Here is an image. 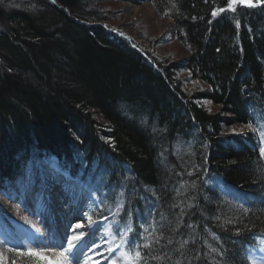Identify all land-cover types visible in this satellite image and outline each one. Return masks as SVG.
<instances>
[{
	"label": "trees",
	"instance_id": "16d2710c",
	"mask_svg": "<svg viewBox=\"0 0 264 264\" xmlns=\"http://www.w3.org/2000/svg\"><path fill=\"white\" fill-rule=\"evenodd\" d=\"M123 1L150 2L171 18L187 55L159 60L81 0L0 2V194L14 198L26 174L54 155L99 193L123 185L130 240L150 210L172 219L180 210L170 205L187 199L194 207L184 224L199 237L189 247L201 257L193 264H213L204 240L227 250V264H251L264 247V160L253 131L226 129L264 117V0L215 17L228 0ZM182 184L189 187L178 197ZM0 220L17 232L1 211ZM190 231L180 229L185 238Z\"/></svg>",
	"mask_w": 264,
	"mask_h": 264
},
{
	"label": "snow or ice",
	"instance_id": "6c2138e0",
	"mask_svg": "<svg viewBox=\"0 0 264 264\" xmlns=\"http://www.w3.org/2000/svg\"><path fill=\"white\" fill-rule=\"evenodd\" d=\"M55 2V0H53ZM262 0H257V3H253V0H228V3L225 8H219L214 10L211 14L215 17L218 12H224L230 10L236 12L237 5H245L249 8H254ZM176 5L173 4V7ZM237 27L239 23L237 22ZM210 111V109H209ZM255 123V127L253 124ZM246 127L253 131L258 137V152L259 158L264 160V117H250L249 123L246 124ZM235 132V130H233ZM177 153H179V146H177ZM163 155V153H162ZM192 175V173H188ZM57 175H62L58 173ZM31 185L28 184L25 186V191L27 192L30 189ZM187 185L182 184L178 189H176V195L184 196L188 190ZM190 187L195 188V183ZM89 192L92 191L91 188L88 189ZM224 191V189H221ZM132 193H129L131 196ZM38 196L43 199L42 194ZM159 196L156 197L159 200ZM111 199L112 203L108 204L107 201ZM94 203L103 204L104 208L101 212L97 213L96 208L91 209L92 214L84 213L87 216V222L89 228L91 229L94 225L97 224V220L93 218L94 215H99L103 220L108 221L107 224L102 225L101 228H97L96 232L100 233V243H94L92 246H81L78 249L77 253L73 252V249L77 248V245L80 244V241L83 239L84 233L80 232L77 234V229L83 227L82 224H76L72 227V236L70 239H67V247H64L63 244L59 245L60 251L57 253L59 259L57 264H88L92 259V256L89 255L90 250L101 247L105 242L108 243V247L105 251L108 253L110 260L109 264H117L119 261L120 264H148L150 261H155L157 264H193L194 261L199 260L200 254L199 250L194 247L190 248L189 245H195L198 237L197 226L194 224H184L183 217L187 214V209L194 207L192 203H188L187 199L177 201L170 205L172 209H179L178 213H172V219H169L165 213L160 212L159 218H156V215L150 210L149 211V221H147V226L140 224L139 227L143 230L137 232L135 237L131 240L129 239V234L134 231L133 222H132V212L131 210L125 211V189L123 185L120 190L114 193L112 196L109 194H104L102 198L94 200ZM241 208L245 214L250 212L249 208H244L241 205ZM25 211H29L27 207ZM16 213L23 220L24 224L29 225V227L34 231L36 236L43 238L42 228L33 222L29 216L36 215V213L30 212L29 215H20V207L17 205ZM219 219V217H217ZM226 224H232L233 220H225ZM186 227L191 229L187 234V237H184L183 233H180V229ZM240 229L237 230V235H239ZM95 232L93 237H95ZM212 239L216 240L219 244V239L215 235H212ZM264 242V241H258ZM204 244L208 248L206 256L213 257V264H227L224 261V256L226 254V249L222 245L220 247H213L212 244H209L207 240H204ZM0 247L7 249L9 253H15L17 257L30 258L31 264H43L46 259L45 253L48 251H55V249L50 244L38 243L36 245L30 244H13L7 236L0 238ZM141 249H147V253L142 254ZM264 253V247L259 249ZM115 252L116 255L112 256V253ZM100 255L101 253H97ZM260 264H264V255L258 258ZM4 256L0 252V264H3ZM11 264H17L15 259L12 260ZM95 264H99V261H96ZM251 264H255V259L251 261Z\"/></svg>",
	"mask_w": 264,
	"mask_h": 264
},
{
	"label": "rangeland",
	"instance_id": "374dc122",
	"mask_svg": "<svg viewBox=\"0 0 264 264\" xmlns=\"http://www.w3.org/2000/svg\"><path fill=\"white\" fill-rule=\"evenodd\" d=\"M0 2L4 4L6 9H20L36 6V4L32 2V0H0ZM81 3L88 7L87 10H92L94 13H96L97 18H99V22L102 21L103 23L109 24L115 30H117L118 33L127 36L141 49H144L152 56L158 58L163 62L166 59H181L187 55L186 49L176 38V30L173 20L171 18H164L159 15L150 2L144 1L140 4H133L131 2L123 0H81ZM55 76L56 78H54L56 80L58 75L55 74ZM182 77L183 79H190L191 76L190 74L185 73L182 74ZM194 85L197 86L198 84L191 81H188L185 84L187 88L193 87ZM203 87V85H200V88ZM233 130H235V132ZM247 130L250 129H244L237 126L226 129V133H244ZM49 163L46 164L45 162H39L38 170L35 174L36 177L31 175L30 172L26 174V179L23 185H31L30 189L27 192L25 191V189L23 191L14 189L16 195L14 198H11V196L7 197L0 194V211L9 216L10 219L14 220L16 222L15 224L18 227L17 232L12 229H8L9 227L0 220V238L7 236L13 244L24 243L34 246L38 243H44L50 244L52 247L55 246L54 244L56 243L53 242V238L52 236H50V232L46 226L45 219L38 217L37 208L35 206L40 200L38 194H42V196L44 194L40 190V185H53L56 181L53 180L55 178V175L52 171V165L56 166L54 164L55 162H52L50 160ZM74 182L77 185V182ZM90 198L92 200L91 205H95L96 203H94L93 201L98 200L97 195L95 193H92ZM17 205H19L20 207L21 216L29 215L30 212L36 213V215H30L29 218L42 228L44 234L43 238L36 236L29 225L24 224L23 220L16 213ZM26 207L29 210L27 212L25 211ZM90 212L91 211L89 206V209H87L85 213L89 214ZM84 217L87 216L84 215ZM107 223L108 221H97V224L93 226V233H96L95 237H93L95 241L100 242V233L96 232V229L101 228L102 230V225H105ZM101 247V253L108 254L105 251V249L108 247V243H103ZM0 252H2L4 256L3 264H11L13 259L17 261V264H28V262L31 261L30 258L17 257L15 253H9L4 247H0ZM115 255L116 253L113 252L112 256ZM262 255H264V253L252 256L251 261L255 259V264H260L258 258ZM45 256L46 259L43 264H57V259L54 251L46 252ZM94 257H99V255L95 256L94 254ZM103 260L106 261L105 264H109V255L105 256L104 258L99 257L96 261ZM117 264H120V262L118 261Z\"/></svg>",
	"mask_w": 264,
	"mask_h": 264
},
{
	"label": "bare ground",
	"instance_id": "6f19581e",
	"mask_svg": "<svg viewBox=\"0 0 264 264\" xmlns=\"http://www.w3.org/2000/svg\"><path fill=\"white\" fill-rule=\"evenodd\" d=\"M55 162L52 165V171L55 175L53 180H56L52 185L44 184L40 185V190L43 194V199L39 200L38 204H36L37 215L38 217L45 219V223L49 231L54 229L53 233V242H55L56 246L53 247L56 250L55 256L58 261L59 257L57 253L60 251L59 245L63 244L66 247V243H62L63 240L60 236L59 231H67L70 236H72V227L78 224L79 218L81 217V212L75 208L78 205L79 201L84 198H90L92 193H95L100 199L101 196L107 194L104 192H98L97 188L86 180L80 179L79 176L75 175L69 168L65 167L61 161L54 155H50L45 159V163H49V161ZM48 161V162H47ZM43 162V163H44ZM50 166V163H49ZM58 173H62V175H57ZM53 178V176H52ZM77 182V185L75 182ZM37 182V181H36ZM53 183V182H52ZM92 189V193L88 191V189ZM61 218V226L59 225V218ZM84 227V226H83ZM80 232L87 233V235L83 236V239L80 241V244L77 245V248L73 250L74 253L78 252V249L81 246H92L94 243H100L99 241H95L93 238V234L90 229L87 231L85 229H77V234ZM68 235V236H69ZM58 249V250H57ZM102 247L95 248L94 250L89 251V255L92 256V259L88 262V264H94V262L100 257L104 258L108 254L101 253ZM97 253H101L99 257H94L98 255ZM106 261H99V264H105ZM81 264H83V260H81Z\"/></svg>",
	"mask_w": 264,
	"mask_h": 264
}]
</instances>
